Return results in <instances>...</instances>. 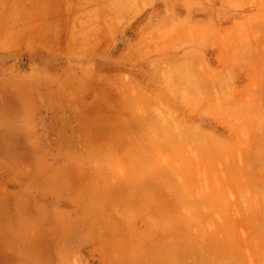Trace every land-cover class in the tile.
<instances>
[{"label": "rangeland", "instance_id": "rangeland-1", "mask_svg": "<svg viewBox=\"0 0 264 264\" xmlns=\"http://www.w3.org/2000/svg\"><path fill=\"white\" fill-rule=\"evenodd\" d=\"M43 2L1 70L0 148L39 142L92 204L128 198L141 264H264V0Z\"/></svg>", "mask_w": 264, "mask_h": 264}, {"label": "crops", "instance_id": "crops-1", "mask_svg": "<svg viewBox=\"0 0 264 264\" xmlns=\"http://www.w3.org/2000/svg\"><path fill=\"white\" fill-rule=\"evenodd\" d=\"M44 5L43 0H0V95L9 87L1 70L7 75L16 50L28 51L32 44L26 41L43 37ZM33 145L25 141L0 148V264H141L140 253L129 255L139 248L125 240L118 215L129 199L110 196L92 204L89 191L80 195L74 181L64 182L55 166H47L55 161L44 157L50 152H42L39 142ZM146 201L139 200L135 211L164 208L158 201L146 207ZM142 217L144 236L152 232L153 218ZM181 246L184 254V233Z\"/></svg>", "mask_w": 264, "mask_h": 264}, {"label": "bare ground", "instance_id": "bare-ground-1", "mask_svg": "<svg viewBox=\"0 0 264 264\" xmlns=\"http://www.w3.org/2000/svg\"><path fill=\"white\" fill-rule=\"evenodd\" d=\"M184 68V67H183ZM183 68L181 69V70H183ZM179 69V68H178ZM179 71H180V69H179ZM188 71V70H187ZM186 70H185V73L187 72ZM182 72V74H184L183 72L184 71H181ZM181 72H178V73H181ZM188 75V74H187ZM183 76H185V75H183Z\"/></svg>", "mask_w": 264, "mask_h": 264}]
</instances>
